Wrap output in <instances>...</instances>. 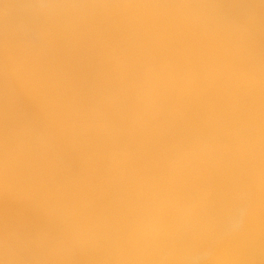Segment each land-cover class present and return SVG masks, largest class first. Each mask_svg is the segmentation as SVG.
Returning <instances> with one entry per match:
<instances>
[{"label": "bare ground", "instance_id": "obj_1", "mask_svg": "<svg viewBox=\"0 0 264 264\" xmlns=\"http://www.w3.org/2000/svg\"><path fill=\"white\" fill-rule=\"evenodd\" d=\"M37 2L0 0V264H264V0Z\"/></svg>", "mask_w": 264, "mask_h": 264}, {"label": "clouds", "instance_id": "obj_2", "mask_svg": "<svg viewBox=\"0 0 264 264\" xmlns=\"http://www.w3.org/2000/svg\"><path fill=\"white\" fill-rule=\"evenodd\" d=\"M61 6H57L45 0H39L37 3L28 5L29 10L34 14L37 20L36 34H40L47 29L48 22L51 20L53 13ZM240 17L243 18L246 15L244 10H241ZM5 47H9L10 43L5 40ZM236 227H239V221H237ZM4 250L8 253H14L17 250L16 240L12 236L5 237L3 241H0Z\"/></svg>", "mask_w": 264, "mask_h": 264}]
</instances>
